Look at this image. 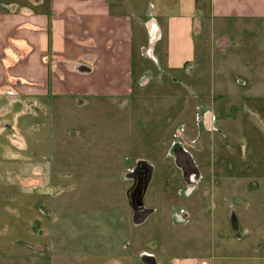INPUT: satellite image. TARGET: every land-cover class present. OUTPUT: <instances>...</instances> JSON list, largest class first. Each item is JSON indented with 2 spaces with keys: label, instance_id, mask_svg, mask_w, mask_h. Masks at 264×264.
Listing matches in <instances>:
<instances>
[{
  "label": "rangeland",
  "instance_id": "obj_1",
  "mask_svg": "<svg viewBox=\"0 0 264 264\" xmlns=\"http://www.w3.org/2000/svg\"><path fill=\"white\" fill-rule=\"evenodd\" d=\"M149 35L145 27L136 41L146 47ZM220 45L227 60L217 65L212 49L210 70L170 69L134 50L125 98H42L33 107L4 97L0 264H145V253L155 264H264V249L252 248L256 217L228 210L238 204L228 161L255 165L264 153V32ZM212 47L208 33L197 36L196 61ZM230 83L250 99L228 100ZM245 197L264 212L256 192Z\"/></svg>",
  "mask_w": 264,
  "mask_h": 264
},
{
  "label": "crops",
  "instance_id": "obj_2",
  "mask_svg": "<svg viewBox=\"0 0 264 264\" xmlns=\"http://www.w3.org/2000/svg\"><path fill=\"white\" fill-rule=\"evenodd\" d=\"M145 27L146 47L136 41ZM256 30L264 32V0H0V101L14 95L37 107L34 100L42 98H125L132 92L134 50L170 69L184 71L194 63L196 70L202 65L210 70L212 49L223 67L227 56L220 43ZM205 33L213 47L196 61L195 39ZM232 84L228 100L250 99L239 91L248 84L237 80L239 89ZM255 163L228 161V193L238 201L228 210L232 218L256 217L257 250L264 249V212L253 211L245 194L264 199V153Z\"/></svg>",
  "mask_w": 264,
  "mask_h": 264
},
{
  "label": "water",
  "instance_id": "obj_3",
  "mask_svg": "<svg viewBox=\"0 0 264 264\" xmlns=\"http://www.w3.org/2000/svg\"><path fill=\"white\" fill-rule=\"evenodd\" d=\"M139 169H140V167L136 166L135 174H138ZM147 172H148V174L150 173L149 171H147ZM130 208H131L133 216H134L135 224L136 225L142 224L145 221L146 216L143 213V208H142L140 199L134 197V195L131 197ZM143 261L145 262V264H155L154 261L150 257H147V256L143 259Z\"/></svg>",
  "mask_w": 264,
  "mask_h": 264
},
{
  "label": "flooded vegetation",
  "instance_id": "obj_4",
  "mask_svg": "<svg viewBox=\"0 0 264 264\" xmlns=\"http://www.w3.org/2000/svg\"><path fill=\"white\" fill-rule=\"evenodd\" d=\"M133 195H134V197H136V198H137L136 194H134V193H133Z\"/></svg>",
  "mask_w": 264,
  "mask_h": 264
}]
</instances>
